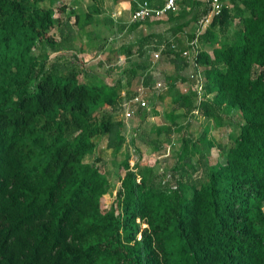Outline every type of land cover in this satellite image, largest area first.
Returning a JSON list of instances; mask_svg holds the SVG:
<instances>
[{"label": "trees", "instance_id": "obj_1", "mask_svg": "<svg viewBox=\"0 0 264 264\" xmlns=\"http://www.w3.org/2000/svg\"><path fill=\"white\" fill-rule=\"evenodd\" d=\"M44 1L0 0V264H264V0H222L196 38L201 94L176 93L163 114L167 125L154 128L155 137L168 134L194 112L219 127V117L233 112L240 124L219 150L222 162L206 163L212 148L206 127L196 141L182 137L168 172L156 174L137 161L130 168L125 152L113 197L96 147L104 139L105 149L118 152L122 123L98 112L117 110L137 94L123 90L136 66L112 84L75 66H47V50L64 51L83 31L93 33L86 27L94 21L106 30L113 23L100 18L101 0H90L83 12ZM232 19L233 41L216 40ZM146 39L110 52L128 58L159 48L186 66L179 52L187 41L174 52L171 42L148 49ZM141 110L147 108L135 111ZM188 150L203 162L198 185L180 175Z\"/></svg>", "mask_w": 264, "mask_h": 264}, {"label": "rangeland", "instance_id": "obj_2", "mask_svg": "<svg viewBox=\"0 0 264 264\" xmlns=\"http://www.w3.org/2000/svg\"><path fill=\"white\" fill-rule=\"evenodd\" d=\"M59 1L67 3L66 0H54V6ZM204 4V0H179L175 14H167L159 20L141 24L140 27L132 31L131 39L137 37L135 38L137 40L141 37H146L145 42H149L148 44L151 45L148 49H152V45L154 44H161L160 46L163 47L165 43L169 42L180 48L184 42L188 41L189 34L194 32V24L202 15ZM42 5L48 6V1L45 0ZM168 15L171 16L170 19L167 18ZM124 18L128 19V15L125 14ZM236 22V19H232L230 26L223 35L215 32V39L231 43ZM115 24L124 27L130 25L128 21ZM108 25H110L108 26L110 30L104 32L100 29L97 31V39L93 36L94 33H85L83 31L79 41L74 42L70 46L68 45L69 47H64V51L60 53L46 51L48 53L47 66L55 63L59 65L65 64L69 67L75 66L88 75H95V77L102 79L107 84H112L118 78H121L123 82L125 74H123L122 70L129 68L131 70L134 68L132 65L136 66L134 70L135 75L130 79V86L124 87L123 90L129 91L131 94L134 92L140 94V98L145 103L150 114L145 115L147 110L135 111L136 109H134L133 116L125 120L122 116V104L119 105V109L117 110L112 111L109 108H105L101 112H98L99 115L108 117L112 121H121V135L124 138L122 148L116 153L104 148V139H101L97 143L96 153L100 158V163L104 164V169L107 172L108 194L113 197L118 188V180L123 175L120 162L125 152L129 154L127 163L130 168L137 161L139 167L151 168L154 172L156 171V174H161L164 170V172H168L173 167L175 153H177L176 151L182 137L189 136L191 141H196L202 136V130L205 127L207 128V132L203 136L207 141L212 142V148L205 153L207 155L206 163L208 166L214 165L217 162L221 163L222 157L219 156V150L228 146L230 135L237 133L240 124L239 119L233 112L226 116L221 115L219 117L220 126L213 127L211 126V121L202 118L198 113L194 112L192 116L188 115L184 118H179L175 126H170L171 130L168 134H160L155 137L154 128L157 129L158 127L167 125L163 114L171 108L170 98L176 93H186L189 88L192 89L188 78L191 73H194L192 65L186 62L185 66L180 59L171 58V56H167L166 54L161 55L159 48L157 50H150L149 54L143 56L132 54L130 59L133 63L131 64L124 54H120L123 57L118 59L110 52L111 45H107L109 42L121 43L128 40L129 36L124 35L113 38V35L116 33V27L113 24L108 23ZM88 35L89 38L87 37ZM82 37L83 43H81ZM88 42L93 43L92 46H87ZM82 46V49L88 52L87 55L79 52L78 47ZM198 47V44H196L197 51ZM135 48V46L131 47L130 52L133 53ZM102 52L110 54L103 56ZM153 52L158 53V58L155 60L152 59L151 54ZM141 65H143L142 68H139ZM81 77L79 75L78 79L81 80ZM144 81L147 82V86L142 85ZM156 83H159L160 87L155 89ZM196 92L199 95L201 94L199 90ZM178 128L181 129L177 130ZM197 145H199L200 152L203 153L205 145L203 143ZM186 156L181 162L182 172L180 175L182 181L187 185H198L204 181L203 162L198 161L199 157L196 152L188 150ZM176 174L178 175L179 173L176 172ZM262 210L264 211V202L262 203Z\"/></svg>", "mask_w": 264, "mask_h": 264}, {"label": "built area", "instance_id": "obj_3", "mask_svg": "<svg viewBox=\"0 0 264 264\" xmlns=\"http://www.w3.org/2000/svg\"><path fill=\"white\" fill-rule=\"evenodd\" d=\"M179 0H163L161 7H152L147 1H142L136 3L135 9L130 13L129 22H142V21H155L161 19L167 14H175L177 11V3ZM204 13L197 19L194 28V37L188 40L186 43V48L179 52L181 58L186 59L191 65L194 73H191L188 78L191 82L192 89L199 97L198 92L201 90V84L199 82L198 68L194 65V58L197 54L196 49V38L197 35L202 33L204 29L210 24L213 17L217 16L222 9V0H204ZM170 48L174 52H178L175 45H171ZM152 59L158 58V53L153 52ZM197 71V72H196ZM160 87L159 83H156L154 88ZM140 98V94L134 95L132 98L127 100L126 103L122 104V116L126 120L132 117L134 109H144L146 108L145 103ZM168 177V176H167ZM170 188L174 189L175 184L171 183Z\"/></svg>", "mask_w": 264, "mask_h": 264}, {"label": "crops", "instance_id": "obj_4", "mask_svg": "<svg viewBox=\"0 0 264 264\" xmlns=\"http://www.w3.org/2000/svg\"><path fill=\"white\" fill-rule=\"evenodd\" d=\"M142 1H148L149 2V0H118V2H114L113 0H101V3L99 4L98 9H100L101 12L104 11V14H102L100 16V18L101 17H105L107 15V17L112 21L114 27L117 26L115 23H118V22L119 23H125L126 21L129 22V16H130V13H131V11L129 10V8H130V2H133L134 5L136 6V3L142 2ZM155 1H156V3H159V2L161 3L163 0H155ZM66 2L67 3H64V2L59 1L58 3H56V5H58L59 3H63V4H66V7L71 8V10H75V11H79V12L80 11L81 12L86 11L87 7L91 5V1L90 0H66ZM150 3H152V2H150ZM125 14L128 15V19H125L124 18ZM146 23H151V22L148 21ZM127 26L128 25H126V27ZM126 27H124L120 31L119 30H116V33L113 35V38L127 35V36H129V39L128 40H125V41H122L121 43H114V42L113 43H110L109 42L107 46L111 45V49L110 50L118 49L121 46L132 45V44L135 43V41H136L135 38H137V37H135L134 39H131L132 31H129L128 32L127 29H126ZM194 28H195V24H194ZM100 29L102 31H104V32L107 31L106 28H105V26L103 25V23L102 22H98L97 23V21H94L92 24H90V25H88L86 27V30L87 31H92L94 33L93 36L96 39L98 37L97 36V31L100 30ZM124 31H126V32H124ZM55 38H56V36H55ZM81 43H83V37H82ZM184 44H185V42L183 43V45ZM82 48H83V46L81 47V49ZM83 51H84L83 54L87 55L88 52L85 51L84 49H83ZM60 52H62V51H60ZM60 52H56V53H60ZM108 52H102L103 53V56L104 55H109L110 53H108ZM99 54H100V52H99ZM112 54H114L118 59H120L121 57H123V56H120V54H115V53H112ZM130 58H131V56L128 57L127 59H130Z\"/></svg>", "mask_w": 264, "mask_h": 264}]
</instances>
